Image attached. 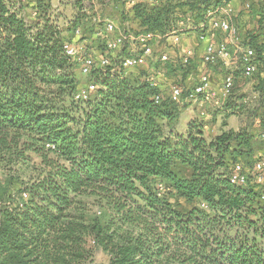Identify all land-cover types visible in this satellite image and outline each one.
<instances>
[{
	"label": "trees",
	"instance_id": "trees-1",
	"mask_svg": "<svg viewBox=\"0 0 264 264\" xmlns=\"http://www.w3.org/2000/svg\"><path fill=\"white\" fill-rule=\"evenodd\" d=\"M26 1L0 0V158L34 154L40 168L22 183V202L0 209V264H86L94 248L109 255L108 264H264V183L229 177L234 163L252 159L256 135L227 129L209 140L198 119L179 132V103L149 82L151 73L115 68L119 50L106 71L90 70L97 88L77 99L79 80L52 0H35L31 21L22 15ZM84 1L68 4L93 13ZM111 1L125 16V1ZM227 1L193 0L188 10ZM242 2L258 27L241 40L264 70V0ZM178 6L136 2L131 32L165 34L180 18ZM80 23L77 17L69 29ZM93 25L89 34L97 36L106 23ZM84 195L108 209L107 222L77 213Z\"/></svg>",
	"mask_w": 264,
	"mask_h": 264
},
{
	"label": "rangeland",
	"instance_id": "rangeland-1",
	"mask_svg": "<svg viewBox=\"0 0 264 264\" xmlns=\"http://www.w3.org/2000/svg\"><path fill=\"white\" fill-rule=\"evenodd\" d=\"M260 0H257V2ZM71 0H63L62 3H60L58 0H52V20L54 23L60 26L64 30L65 34V41L74 44L75 46H78V48H82L84 52H87L88 55H90L94 60V69H103L101 71H106L108 69V65L103 64L102 60L103 58L110 57V63L115 64V62L112 60L114 56L112 53H110L106 46V41L112 37V35H116V30L119 32L118 29L114 30L113 32H104V35H97L95 36V33L92 32L89 34V30L91 29V26L93 23L99 24L98 21V12H99V6L94 5L91 0H85L83 9L86 10L93 4L94 8L91 12H84V10H76L74 7L68 3H70ZM240 5L242 7V10L240 9L238 14H232L229 13L228 15L225 11L222 12V14H216V18L220 17L222 19H227L231 22L232 25H235L240 29V26H243L244 31L246 29L248 30H256L258 27L257 22L253 18H245L248 14V3L245 4L240 0ZM20 7V5L18 6ZM36 3L35 0H28L25 2V7L22 9V15L25 17L26 21H31L28 17H31L32 14L36 12ZM91 11V10H89ZM116 12L115 8H112V6H107L105 9V16L109 18L110 15H113ZM237 12V10H236ZM95 14V15H93ZM77 17L80 19L81 23L79 24V33L76 32L75 29H69L72 22L77 20ZM198 18H204V17H198ZM213 18V16L211 17ZM110 19V18H109ZM94 21V22H93ZM112 22L117 24L114 20H111ZM103 22V21H102ZM105 23V22H104ZM208 18H207V26H208ZM94 26V25H93ZM176 27V25H173V29ZM183 27L182 25L179 27ZM248 27V28H247ZM140 29V28H139ZM171 29V28H170ZM117 32V34H119ZM123 32V31H122ZM144 31L140 30L139 32H131L132 39H129L124 46L119 49V54L121 57L125 56H132L136 55L141 51L142 44H140L135 38L139 35V33H143ZM199 36V31H197ZM204 32V31H203ZM216 40L215 41H226V35L221 31L217 30L216 32ZM155 38L150 41V45L152 47V55L149 57L147 62L141 66H138L136 68H133L131 70H128L125 72L126 74H138L139 72H148L147 74L152 73V71L155 70V64L158 62L159 65H163L162 63H166L168 60H161V57L164 53L163 52V43L165 44L166 41L163 40V34L159 31H155ZM183 34V33H182ZM241 39H244V32L240 31ZM174 36V42H171L169 40L170 44H168L166 47V52H169L168 49H171L172 52H176L177 46H180L182 41H188L189 36L186 34L179 35L173 34ZM191 36H194L191 35ZM196 35L194 37H197ZM260 41H263V36L260 34L259 36ZM177 39V41H175ZM193 40H196L195 38H192ZM165 41V42H164ZM197 41V40H196ZM242 43L240 44H232L228 43L230 51L235 55L233 56V60L230 61L228 64L226 63H219L214 66L205 65L204 63L200 64L201 68L198 73L195 69L192 70V72L188 73V69H185L182 64L184 55V51L179 54V65L180 68L172 70L169 72V67L164 65V67H160L162 69L160 72V84L164 88L165 91L168 92L170 95L171 92V86L178 85L183 88L184 95H188L189 91L192 90L195 86L196 81H198L199 76L202 75L203 72H207L210 75V79L212 82H214L215 86L214 89H219L218 93H216V101H219V104L213 103L211 104L210 108H207L206 114L209 115L208 120L207 117L201 113V109L195 105L193 101H188L186 98L183 99L179 105L181 106V118L179 123L177 124V130L179 132L185 130V124L186 122L193 118L204 121L205 119L210 124L213 121V117H216V122L213 121L212 123L216 126L220 125L224 119L231 118L229 115L225 114V110L220 112L219 105H221V101L226 99L225 106L223 108H227L228 111L231 113V109H236L239 112L248 113L249 111L255 110L258 111V115H255V118H245V117H233L230 120V125L234 128L240 127L241 125L245 124V127L248 129V131L253 132L256 135V139L254 140V154L252 159H246L244 161L245 164V170L246 172L251 176L253 174L252 166L256 160L259 159V153L256 155L255 152L260 151L261 158L264 157V138L261 137L260 133L264 131V118L263 113H261L260 110H262V105H264V91L261 90L263 88L262 85H259V83H263V72L264 70H259V67H257L256 73L252 77H245L241 65L239 63L238 59V46L245 45V41L241 40ZM183 44H186V42H183ZM197 45V46H196ZM193 45L192 51H195L196 55H193L194 58L201 59V53H202V46L199 44ZM171 54V52H170ZM168 53V56L170 55ZM120 57V58H121ZM157 59V60H155ZM191 57V61L193 60ZM112 61V62H111ZM168 63V62H167ZM119 62H117L115 68L118 66ZM187 64V63H184ZM74 70L76 73V76L79 80V91L81 93L86 92L88 93V87L92 83H90L89 80V73H85L82 70V65L79 62H73ZM110 65V64H109ZM159 69V68H157ZM146 74V75H147ZM227 75H233L234 76V86L232 90L229 92V94L226 96L222 95L221 89L223 87V80ZM145 76V75H144ZM167 78V80H166ZM259 81V83H258ZM222 82V83H221ZM96 85V84H95ZM213 89V90H214ZM257 97H254L255 94H257ZM215 101V102H216ZM233 101V102H232ZM245 102V103H244ZM263 111V110H262ZM213 113V115H212ZM218 113V114H217ZM214 114L217 116H214ZM211 116V117H210ZM229 116V117H228ZM228 120V121H229ZM254 125H257V129L253 128ZM261 126L262 128H260ZM255 131V132H254ZM253 163V164H252ZM39 168H40V159L35 156L34 154L28 153V155L24 159H13L10 160L8 158L2 159L0 158V209H8L13 208L17 206V204L21 203L23 198L26 197V195L20 193L22 190V183L28 182L30 177H37L39 175ZM187 175V173H186ZM253 184L259 183L258 185H261L264 183V172L261 174V177H249ZM264 186V184H263ZM23 194V196H21ZM78 206H77V213H83L84 217L87 222H91L93 220L98 219L100 222L105 223L109 220L110 213L106 207H103L100 205L97 200L88 195L80 196L78 199ZM109 261V255L101 248H94L93 250V257L91 260H88L86 264H108Z\"/></svg>",
	"mask_w": 264,
	"mask_h": 264
},
{
	"label": "built area",
	"instance_id": "built-area-1",
	"mask_svg": "<svg viewBox=\"0 0 264 264\" xmlns=\"http://www.w3.org/2000/svg\"><path fill=\"white\" fill-rule=\"evenodd\" d=\"M137 2V0H128L129 5H134ZM228 1L225 2L221 6L213 7L214 14H209L210 16H204L203 22L200 24V28L202 29V32L199 35V38L202 41H205V49L202 56V60L205 63L216 65L219 63H226L228 64L230 61L233 60V56H235L229 49L228 43L232 44H240L241 40L238 36L237 28L234 27L231 22L227 19H222L220 17H215L216 13L221 12L223 9L225 12L227 11L230 13L231 11H228L227 8ZM223 12V11H222ZM208 14V13H207ZM215 15V16H214ZM213 16V18H211ZM206 17V18H205ZM207 18H208V26H207ZM210 19V20H209ZM179 23L184 25H192L193 19L190 17H187L183 20H180ZM193 26V25H192ZM185 27V26H184ZM175 29V28H174ZM105 32H113L116 30V25L114 22L107 21L105 25ZM104 30H99L98 35H104ZM173 30V29H170ZM221 30L226 35V41H215L216 31ZM79 29L76 30L77 33H79ZM204 31V32H203ZM156 36L155 32H143L139 34L135 40H137L140 44H142L141 51L132 56H125L123 57L118 67H122L126 71L131 70L133 68H136L138 66L143 65L147 62L149 57L152 55V47L150 45V41L154 39ZM132 39L131 36H128L126 33L118 34L115 37L109 38L106 41L107 49L110 53H114L121 49L122 46L125 45V43ZM64 52L67 57H69L74 62H79L82 65V70L85 73H89L90 70L93 68L94 60L93 58L88 55L87 52H84L82 48H78V46H75L72 43H69L67 41L64 42ZM239 63L242 68V72L245 77H252L256 71H257V63L255 61V50L249 46V45H241L238 46L237 50ZM113 54V55H114ZM168 56L166 54H163L161 57V60H167ZM190 56L184 57V62L188 63ZM103 64L109 65L110 64V57L103 58L102 60ZM115 70V69H113ZM161 70H157L155 72L152 71V73L149 75L148 80L152 85H158L161 81L160 77ZM167 80V78H166ZM234 86V76L233 75H227L225 79L223 80V87L221 89L222 95L226 96L229 94V92L232 90ZM97 88V85L92 83L88 87V93L91 91H94ZM212 88V81L210 79V75L207 72L202 73L200 78L198 79V83L194 86L192 90L189 91L187 95V99L201 103L204 98L207 99L209 90ZM88 93L86 92H79V94L76 96L77 99H86L88 97ZM170 97L172 101L175 103H180L184 98V91L183 88L174 85L171 86V92ZM156 99L158 100L159 97L157 96ZM261 137L264 138V133L261 134ZM253 174L257 175V177H261V174L264 172V157L259 158L256 160L252 166ZM230 180L232 183L236 184H245L248 181L249 174L245 170V166L240 163L236 162L233 164L232 170L229 174Z\"/></svg>",
	"mask_w": 264,
	"mask_h": 264
},
{
	"label": "crops",
	"instance_id": "crops-1",
	"mask_svg": "<svg viewBox=\"0 0 264 264\" xmlns=\"http://www.w3.org/2000/svg\"><path fill=\"white\" fill-rule=\"evenodd\" d=\"M123 1H125V8H124V12H125V16H123L122 15V13H120V12H118V11H116L113 15H110L109 16V18H107L106 16H105V9L103 8L104 6L102 5V4H100L99 3V1L98 0H91V2L94 4V5H98L99 6V12H98V21H100V22H102V21H104L105 23L107 22V21H111V20H114L115 22H117V24H116V29H118L119 30V32L116 30V35H112V37H115V36H117L118 34H117V32L119 33V34H123V33H126L128 36H131L132 34H131V30L133 29V28H138V21L134 18V14H133V9H132V5H129V4H127V2H126V0H123ZM176 3H178L179 5L180 4H182L183 5V7L180 9V7L178 6V7H176V10H177V15L180 17L179 19H177V22H176V27H175V29H173V30H167V32L165 33V34H163V40H167L166 41V43L164 44H162L163 45V47H164V49H163V52L162 53H164V54H166L167 56H168V53L170 54V52H171V54L168 56V58H167V60L168 61H166V63H162L163 64V66L164 65H166L167 66V64H169V72L170 71H172V68H173V70L174 69H177V67H178V65H179V54H181L183 51H184V53L186 52V54L184 55V57H186V56H190V58H189V61H188V63H187V65H184L185 66V69H188V73L187 74H189V72H192V70L193 69H195L196 70V72L198 73V71H200V68H201V65L200 64H202V63H204L203 62V60H202V56H203V53H204V49H205V41H202L200 38H199V36H197V34H198V32L197 31H199V35H200V33L202 32V29L200 28V24L203 22V18L201 19V18H198V17H204L205 15L206 16H210L209 14H214L213 13V11H214V8L213 7H210L208 10H206V11H203V7L202 8H196L195 10H193L192 12L191 11H189L188 10V5H189V2H192L193 0H174ZM60 2V1H59ZM139 2H142V3H147V4H149V5H163L164 3H165V0H137V3H139ZM72 3V2H71ZM113 2L111 1V0H105V4L107 5V6H112L113 4H112ZM92 4V5H93ZM93 5V6H94ZM227 8H228V11H231L230 13H231V15L232 14H235L236 13V15L238 14V12H239V10L241 9L242 10V7H241V5H240V0H230L229 2H228V5H227ZM224 10H226V8L225 9H223L222 11H224ZM236 10H237V12H236ZM222 11L221 12H219V13H216V14H222ZM208 13V14H207ZM226 13L228 14V15H230L227 11H226ZM240 13V12H239ZM32 14V16L31 17H28L30 20H33L35 17H36V15H37V12H34V13H31ZM215 14V15H216ZM214 15V16H215ZM187 17H190V18H192L193 19V23L194 24H192L191 26L190 25H184L183 27H181V28H179L180 26H181V24L179 23V21L180 20H183V19H185V18H187ZM206 18V17H205ZM245 18H252L251 17V15H249V12H248V14H247V16L245 17ZM210 20V19H209ZM112 22V21H111ZM234 27H236L235 25H233ZM242 27L243 26H240V29L238 28V27H236L237 28V31H238V36H239V39L241 40V35H240V31H242V32H245L246 30H248V29H246L245 31H244V28L242 29ZM248 28V27H247ZM123 31V32H122ZM177 33H179V35H183V34H186L187 36H189L190 38H188V41L186 40V41H182V43H181V45L180 46H177L176 48H177V50H176V52H172L171 51V49H168L169 50V52H166V49H167V45L168 44H170V42H169V40H171V42H174V36H173V34H177ZM183 33V34H182ZM194 34V36L196 35L197 37H194V36H191V35H193ZM111 37V38H112ZM192 38H195L196 40H193ZM215 39H216V36H215ZM164 41V42H165ZM175 41H177V39H175ZM183 42H186V44H183ZM196 44H200L201 46H202V53H201V59H196V58H194L193 59V53H194V55L195 56H197L196 55V53H195V51H192V50H194L193 49V45H196ZM197 46V45H196ZM191 57H192V61H191ZM155 60H157V59H155ZM183 60H184V58H183ZM159 62V61H158ZM157 62V63H158ZM168 62V63H167ZM145 64V63H144ZM204 73V72H203ZM200 77V76H199ZM199 79V78H198ZM198 83V81H196V83H195V85ZM222 83V82H221ZM258 83H259V81H258ZM214 86H215V84H214V82H212V88L209 90V93H208V98L207 99H205L204 98V100L201 102V103H197V102H194L195 103V105H197L200 109H201V113L203 114V115H205L207 118V120H208V118H209V115L208 114H206V112H207V108H210L211 107V104H213V103H216V104H219V101H216L217 99H216V97H215V95H216V93H218V90L219 89H214ZM214 89V90H213ZM257 95H258V93L257 94H255L254 95V97H257ZM187 99V95H184V98L183 99ZM188 101H191V100H189V99H187ZM226 99H224V100H222L221 101V105H219V108H221L220 109V112H222V111H224V110H227L226 108H223V106H225V101ZM216 101V102H215ZM204 109L206 110V112L204 111ZM218 114V113H217ZM217 114L215 115L214 114V116H217ZM255 113L253 112V111H249L248 113H243V112H239V111H237L235 114H233V115H231L230 117L231 118H233V117H239V118H243V117H245V118H255V115H254ZM212 115H213V113H212ZM211 117V116H210ZM212 118H213V121H215L216 120V117H213L212 116ZM231 118H228V119H224V121L218 126H216V124L217 123H215V125L211 122L210 124L208 123V121L205 119L204 120V134H205V137L207 138V139H213V138H215L218 134H220L223 130H227V129H234V130H236V131H238V130H240V129H242V128H246L245 127V124H243V125H241L240 127H237V128H234L233 126H231L230 124V120L229 119H231ZM263 118H264V115H263ZM191 120H193V118H191L189 121H188V123L191 121ZM229 120V121H228ZM216 122V121H215ZM188 123L186 122V124H185V130L184 131H181V132H185L186 130H187V126H188ZM226 123V124H225ZM257 125H254V127L253 128H256L257 129V127H256ZM260 128H262L261 126H259ZM255 132V131H254ZM264 133V131L263 132H261L260 133V135L261 134H263ZM260 152H261V150L260 151H257L255 154L257 155L258 153H259V157H261V154H260Z\"/></svg>",
	"mask_w": 264,
	"mask_h": 264
}]
</instances>
